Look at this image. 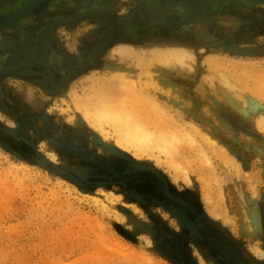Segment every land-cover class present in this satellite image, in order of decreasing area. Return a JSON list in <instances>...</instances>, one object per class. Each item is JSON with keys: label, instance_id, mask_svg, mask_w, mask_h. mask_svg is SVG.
Segmentation results:
<instances>
[{"label": "rangeland", "instance_id": "rangeland-1", "mask_svg": "<svg viewBox=\"0 0 264 264\" xmlns=\"http://www.w3.org/2000/svg\"><path fill=\"white\" fill-rule=\"evenodd\" d=\"M220 20L239 24L217 30ZM8 21L0 264H264V6L0 0ZM158 48L191 49L194 62L158 60ZM217 70L233 81L236 106L215 89ZM96 87L113 110L101 118L106 139L71 103ZM123 126L127 151L114 141ZM156 137L178 154L132 156ZM103 192L123 204L103 203Z\"/></svg>", "mask_w": 264, "mask_h": 264}, {"label": "bare ground", "instance_id": "bare-ground-1", "mask_svg": "<svg viewBox=\"0 0 264 264\" xmlns=\"http://www.w3.org/2000/svg\"><path fill=\"white\" fill-rule=\"evenodd\" d=\"M231 1L238 2L245 8H248V7L259 8V7H263L264 6V0H231ZM12 23H13L12 21H9L8 23H2L1 22L0 23V30L1 29H5V27L8 24H12ZM238 24L239 23H237L236 21H225V20L221 21L220 20L219 22L215 21L212 26H214L217 30L225 31L227 29L235 28ZM168 42H170V41H168ZM125 48H126L125 51L129 50V52H130V50H132V48L130 46H126ZM190 50L188 51L185 48H179L176 51L165 50V54H164L158 48L157 50L155 49V53H156V56H157L158 60L163 59V60L170 61V62L172 60V61H174L173 65L183 66V65H186L187 64L186 62H188V61L191 62V63L194 62V55H193V53L190 52ZM153 52H154V50H153ZM207 62H216V60L215 59H209V60H207ZM244 67H245L244 68L245 71L252 72L254 70V66H252V65H248L247 64V65H244ZM115 73H117V72H115ZM116 75L119 76V80L120 81H123V79H124L123 77L125 76L124 73L116 74ZM212 76H213L212 78L214 80L213 84L215 85V89L217 91H219V93L227 100V102H229L233 106H236L237 102L239 103L240 101H242V99L239 96V94L236 93V87H235V85L233 84V81L230 78H228L225 74H223L222 72H220L218 70L217 71H213L212 72ZM125 81L127 82L129 80L127 79ZM102 86H103V84L100 87H102ZM100 87L99 88L96 87L97 90L94 89L95 91L89 96L82 97V96H78L76 94L72 95L73 97L71 99V103H72L73 107L75 108L76 112L79 111L81 113V115L85 119H87L89 121L88 126L91 127L94 130L99 131L100 136H102L101 138L106 139L109 134L106 132L107 130L104 131L103 124L101 122V118H102L103 114H105L107 112H113V110H112L111 106L106 102V99H104V96L101 94V91H100L101 88ZM109 87L110 86L108 85L107 87H105V89H109ZM149 102L147 103L149 106H154L155 108L158 107L159 109H161L164 112V110H163L164 107L162 108L160 103H156L155 102L156 103L155 104L154 102L153 103H149ZM254 104L255 103H253L251 106H253ZM256 104H257V102H256ZM85 106L90 107L92 109V111L87 112V113L83 112L82 111V107H85ZM91 115H93L94 120H89L88 119L89 117H91ZM125 129H126V127H124V126L120 127V128H117L118 132L120 131L119 132L120 134H119V136L115 137L114 141H115V145L117 147H119L121 150H126L127 151V150H130L131 145H133V141L131 139L130 140L129 139H125V140L123 139L122 136L125 137L127 135L123 131ZM126 131L128 132V129H126ZM115 133L116 132H114V134ZM207 138H208V140H210V138L208 136H207ZM153 148H156L158 150L162 149L165 152L170 153L171 155H177L178 151H179L178 148L175 147L166 138H164V137H156L153 140H150V141L146 142V144H142L141 143V146H139V150H134L131 154H132V156L134 158H139L142 155L148 156V155H150V152H148V149L150 151H153ZM50 157L52 159H54L53 155L50 156ZM148 157H150V156H148ZM160 163L161 162L156 161L155 165L158 166V165H160ZM102 195L103 194L101 193V196ZM103 196H104V200H101V199L98 198L103 203H105V201L109 200V202L116 201V202H119V203L123 204V202L121 200V196L119 194L114 195L112 193H104ZM124 205H126V204H124ZM128 207L131 208L134 212H140L139 209L134 204H129ZM243 225H244V228H246V230L250 229V225L247 222V220H243ZM200 262H201V264H205L201 259H200Z\"/></svg>", "mask_w": 264, "mask_h": 264}, {"label": "water", "instance_id": "water-1", "mask_svg": "<svg viewBox=\"0 0 264 264\" xmlns=\"http://www.w3.org/2000/svg\"><path fill=\"white\" fill-rule=\"evenodd\" d=\"M9 22V21H8ZM8 22H6V23H8Z\"/></svg>", "mask_w": 264, "mask_h": 264}]
</instances>
